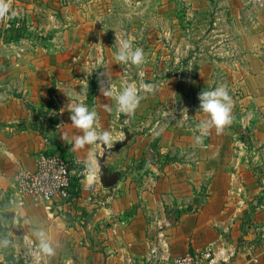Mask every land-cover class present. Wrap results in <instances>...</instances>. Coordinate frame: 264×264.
I'll return each mask as SVG.
<instances>
[{
    "label": "crops",
    "instance_id": "obj_1",
    "mask_svg": "<svg viewBox=\"0 0 264 264\" xmlns=\"http://www.w3.org/2000/svg\"><path fill=\"white\" fill-rule=\"evenodd\" d=\"M259 19L257 32L240 28L245 59L233 72L244 100H256L257 125H231L219 135L213 129L199 143L196 125H101L123 143L105 161L118 182L106 187L99 168L87 169L78 195L54 214L19 202V171L33 170L40 150L64 152L86 167L88 152L98 160L103 147L73 150L62 139L80 134L58 89L74 90L76 79L57 71L66 64L36 58L28 71L26 55L0 57V205L11 239L40 249L34 231L42 228L54 249L43 251L44 264H170L205 248L226 250L222 264H264V12ZM156 151L168 159L156 161Z\"/></svg>",
    "mask_w": 264,
    "mask_h": 264
},
{
    "label": "rangeland",
    "instance_id": "obj_2",
    "mask_svg": "<svg viewBox=\"0 0 264 264\" xmlns=\"http://www.w3.org/2000/svg\"><path fill=\"white\" fill-rule=\"evenodd\" d=\"M10 3L18 16L0 20L2 61L8 60L11 53L17 57L26 55L30 71L36 58L61 60L66 67L59 66L57 71L65 79H76L75 95L88 89L87 95L80 99L98 112L100 130L101 125L195 127L201 112L198 94L221 84L228 86L234 102L231 125H257L260 121L256 100H244V84L236 81L233 72L238 68L236 63L245 59L240 28L257 32L264 0H10ZM116 38L133 39L134 46L143 48L147 62L139 68L130 66L126 72L117 63L107 65V58L114 59ZM260 55L264 61V46ZM106 70L117 88L130 82L155 85L153 93H141L144 98L133 116L117 115L114 101L100 92L101 80L107 79L100 74ZM105 105L113 107V112H107ZM113 135L114 145L120 143L116 131ZM1 207L0 242L7 244L0 243V264H44L42 250L35 245L26 246L20 238L11 239Z\"/></svg>",
    "mask_w": 264,
    "mask_h": 264
},
{
    "label": "clouds",
    "instance_id": "obj_3",
    "mask_svg": "<svg viewBox=\"0 0 264 264\" xmlns=\"http://www.w3.org/2000/svg\"><path fill=\"white\" fill-rule=\"evenodd\" d=\"M17 16L18 11L11 9L10 0H0V20L6 18L14 19ZM115 45L117 50L114 59L118 65L124 66L123 69L125 72L130 66L139 68L147 62L143 48L134 46L133 39L116 38ZM100 75L107 78L106 80H101L100 92L104 97L114 101V110L117 115L123 114L128 117L133 116L144 98L141 93L150 94L155 90V85L151 83H140L137 85L135 82L126 83L117 88L112 83V78L107 70ZM58 89L69 99V103H67L65 107L70 114L72 127L80 132V134L75 136L72 140H69L66 134L62 139L69 143L73 150H81L86 146L95 145H100L107 150H111L115 142L113 132L109 130H100L98 112L95 108L90 109L88 105L80 99L87 95L88 89H81L80 92H76L75 97L73 96L75 90ZM198 99L200 102L199 110L205 114L206 118L202 119L196 125V130L199 133V135L195 137L197 143L208 136L213 129L216 134H222L225 128L231 126L234 120V102L226 84L218 85L211 90H202L198 94ZM104 108L109 113L113 112V107L109 105H105ZM185 110L187 111V109ZM84 163L86 168L92 172H95L100 167L94 151L88 152L87 159ZM34 235L42 251L49 255L54 253L50 238L42 228L36 229ZM0 243L7 244V241H2Z\"/></svg>",
    "mask_w": 264,
    "mask_h": 264
},
{
    "label": "built area",
    "instance_id": "obj_4",
    "mask_svg": "<svg viewBox=\"0 0 264 264\" xmlns=\"http://www.w3.org/2000/svg\"><path fill=\"white\" fill-rule=\"evenodd\" d=\"M69 161L78 164L61 151H38L35 168H24L16 177L14 187L19 202L22 204L30 201L42 205L51 214H54L57 205L71 202L78 195L77 181L82 179L87 168H71ZM225 252L222 249L214 253L210 248L188 250L170 264H222L226 257Z\"/></svg>",
    "mask_w": 264,
    "mask_h": 264
},
{
    "label": "water",
    "instance_id": "obj_5",
    "mask_svg": "<svg viewBox=\"0 0 264 264\" xmlns=\"http://www.w3.org/2000/svg\"><path fill=\"white\" fill-rule=\"evenodd\" d=\"M123 146V143H117L113 145L111 150H107L105 147H103L102 155L98 158L100 170L102 172L101 181L104 186L111 187L114 186L119 179V174L117 172H111L108 166L106 165L105 161L109 155H111L112 152L118 150Z\"/></svg>",
    "mask_w": 264,
    "mask_h": 264
},
{
    "label": "trees",
    "instance_id": "obj_6",
    "mask_svg": "<svg viewBox=\"0 0 264 264\" xmlns=\"http://www.w3.org/2000/svg\"><path fill=\"white\" fill-rule=\"evenodd\" d=\"M153 156H154V159L156 160V161H158V160H163L164 159V161L165 160H167L168 158H165L163 155H161L159 152H154L153 153ZM70 162V167L71 168H84V166L83 165H79V164H74L73 162H71V161H69Z\"/></svg>",
    "mask_w": 264,
    "mask_h": 264
}]
</instances>
